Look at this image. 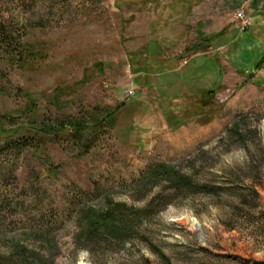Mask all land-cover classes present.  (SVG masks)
I'll list each match as a JSON object with an SVG mask.
<instances>
[{
  "label": "rangeland",
  "instance_id": "374dc122",
  "mask_svg": "<svg viewBox=\"0 0 264 264\" xmlns=\"http://www.w3.org/2000/svg\"><path fill=\"white\" fill-rule=\"evenodd\" d=\"M0 264H264V0H0Z\"/></svg>",
  "mask_w": 264,
  "mask_h": 264
},
{
  "label": "trees",
  "instance_id": "16d2710c",
  "mask_svg": "<svg viewBox=\"0 0 264 264\" xmlns=\"http://www.w3.org/2000/svg\"><path fill=\"white\" fill-rule=\"evenodd\" d=\"M76 125L74 127L75 133H78L79 139H83L88 136L85 133L86 128ZM84 140H86L84 138ZM86 142V141H85ZM31 137H22L21 139H12L5 143L6 145H11L13 148L24 149L32 144ZM90 144V143H89ZM89 144L84 146L85 149L90 147ZM143 175H152V178H160L161 180L169 183L170 187L176 189H194L196 185L193 184L191 178L184 173L175 170L173 167L166 165L164 163L155 164L148 169ZM143 178V177H142ZM203 190H209V187H203ZM115 209H107L104 212H98L93 209H87L83 212V222L89 230V235H95L96 233H103L107 236L118 237L124 233V230H131L132 227L128 225L127 221H122L115 215Z\"/></svg>",
  "mask_w": 264,
  "mask_h": 264
},
{
  "label": "built area",
  "instance_id": "2783aa9c",
  "mask_svg": "<svg viewBox=\"0 0 264 264\" xmlns=\"http://www.w3.org/2000/svg\"><path fill=\"white\" fill-rule=\"evenodd\" d=\"M238 17L241 18V26L242 28H246L250 23H249V20L247 18H243L241 13L238 14ZM134 92V89L132 86H130L128 88V90L126 91V96H130L131 94H133Z\"/></svg>",
  "mask_w": 264,
  "mask_h": 264
}]
</instances>
